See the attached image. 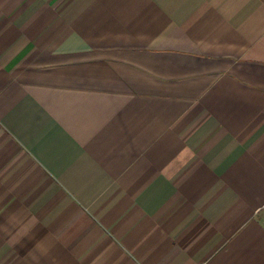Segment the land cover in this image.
<instances>
[{"label":"crops","instance_id":"0c3cea01","mask_svg":"<svg viewBox=\"0 0 264 264\" xmlns=\"http://www.w3.org/2000/svg\"><path fill=\"white\" fill-rule=\"evenodd\" d=\"M0 264H264V0H0Z\"/></svg>","mask_w":264,"mask_h":264}]
</instances>
